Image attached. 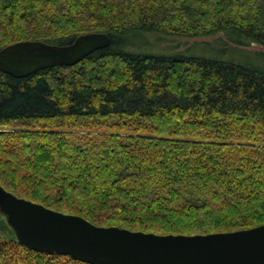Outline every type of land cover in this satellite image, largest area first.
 I'll return each instance as SVG.
<instances>
[{
	"label": "trees",
	"instance_id": "obj_1",
	"mask_svg": "<svg viewBox=\"0 0 264 264\" xmlns=\"http://www.w3.org/2000/svg\"><path fill=\"white\" fill-rule=\"evenodd\" d=\"M90 33L110 45L75 66L0 73V185L100 227L193 236L264 225V52L130 49L148 35L217 34L264 48V0H0V51ZM0 264L86 263L24 247L0 213Z\"/></svg>",
	"mask_w": 264,
	"mask_h": 264
},
{
	"label": "water",
	"instance_id": "obj_2",
	"mask_svg": "<svg viewBox=\"0 0 264 264\" xmlns=\"http://www.w3.org/2000/svg\"><path fill=\"white\" fill-rule=\"evenodd\" d=\"M105 33L57 46L26 41L0 51V73L27 78L54 67H72L109 47ZM0 213L26 248L86 264H264V225L208 235H155L100 227L19 198L0 185Z\"/></svg>",
	"mask_w": 264,
	"mask_h": 264
},
{
	"label": "rangeland",
	"instance_id": "obj_3",
	"mask_svg": "<svg viewBox=\"0 0 264 264\" xmlns=\"http://www.w3.org/2000/svg\"><path fill=\"white\" fill-rule=\"evenodd\" d=\"M147 37L151 40L146 39L145 41H135L130 49L138 54L159 56H174L176 54H183L221 59L238 58L241 60L253 59L251 55L245 53L244 51L264 52V48L256 44L247 43L249 45L240 46V49L243 50L241 51L229 43L218 42L225 39L223 34L198 39H181L160 35L157 36L159 39L157 37L153 38L149 35Z\"/></svg>",
	"mask_w": 264,
	"mask_h": 264
}]
</instances>
